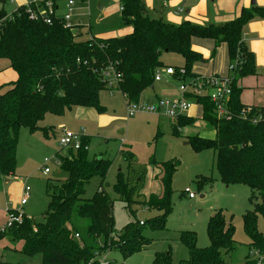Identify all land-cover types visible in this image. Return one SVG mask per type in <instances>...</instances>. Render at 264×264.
Returning a JSON list of instances; mask_svg holds the SVG:
<instances>
[{"label": "trees", "instance_id": "trees-1", "mask_svg": "<svg viewBox=\"0 0 264 264\" xmlns=\"http://www.w3.org/2000/svg\"><path fill=\"white\" fill-rule=\"evenodd\" d=\"M4 1L0 0V59L8 62L17 77L0 85L9 86L0 93V177L14 174L21 127L36 131L46 114L59 116L73 106L103 112L99 98L102 90L120 91L127 103H138L142 92L153 85L155 70L163 66L162 52L183 58L181 67H173L174 75L183 69V79L195 77L192 66L204 59L192 48V38L211 39V56L225 43L228 66L234 65L227 74L231 80L229 118L217 117L209 98L198 97L200 118L210 123L215 133L213 138L195 135L190 140L196 151L214 152V167L222 183L249 188L248 199L253 208L242 215L243 231L250 248L264 251V235L257 228L258 214L264 220V119L252 122L264 106L243 104L242 87L238 84L240 79L256 74L254 53L245 44L243 35L250 20L264 17V6L242 7L238 16L221 24L200 25L190 21L175 24L149 16L143 0H120L121 21L132 31L122 36L88 34L82 38L81 24L65 28L57 16L46 24L24 13L18 15L17 11L8 15ZM45 1L41 0L37 6H44ZM108 70L118 77L112 89H106ZM246 110L244 118L241 114ZM194 119L179 116L171 124L172 133L178 134L180 127L192 125ZM88 143L89 137L83 136L79 149L69 148L67 155L60 157L59 169L66 173V178L56 185L47 183L49 202L44 220L34 222L24 218L21 224L0 233L21 241V253L28 257L39 255L40 264H98L97 257L110 250H118L126 259L150 243L143 229H164L165 217L172 211L171 178L177 160L160 165L162 194L148 200L149 207L159 214L145 221L133 219L115 233L113 200L102 186L111 161L101 156L90 158L84 149ZM132 157L131 152H126V160L131 161ZM93 177L100 178L99 187L86 197V184ZM140 179L139 175L130 179L117 172L111 187L130 210L141 189ZM211 183V176H199L197 187L201 189ZM83 220L86 224L81 227ZM206 232L209 240L206 247L196 245L195 232L180 233L179 240L188 250L187 259L174 262L167 250L155 252L151 264H228L223 256L235 248L234 227L220 210L208 219ZM244 264L254 263L246 257Z\"/></svg>", "mask_w": 264, "mask_h": 264}, {"label": "rangeland", "instance_id": "rangeland-1", "mask_svg": "<svg viewBox=\"0 0 264 264\" xmlns=\"http://www.w3.org/2000/svg\"><path fill=\"white\" fill-rule=\"evenodd\" d=\"M219 7L224 13H229L234 4L230 0H219ZM218 0L210 1L214 6ZM99 5L104 7L99 9ZM120 0H77L74 5V15L81 20L82 38L88 35L87 26L90 23L95 34L118 33L124 25L120 19ZM159 6V4H158ZM149 15L156 16L153 10ZM246 30V27L244 31ZM163 65L182 66L183 58L176 53L162 52L160 56ZM264 71V67L262 68ZM9 64L0 59V75L8 74ZM9 86L0 87V93ZM170 92L163 93L162 89ZM107 89V88H106ZM174 87L163 82L155 83L153 89H145L138 104L154 103L156 96H174ZM251 90L243 88L240 96L243 100L250 99ZM103 112L93 107L73 106L59 116L46 114L38 123L39 129L31 132L21 127L18 133L16 148V166L14 174L0 177V229L7 221V209L21 210L34 222H42L49 197L46 185L50 182L56 185L66 178L64 171L58 172L61 156H66L69 148L59 145L62 128L81 132L87 137L88 156L103 157L111 161L102 186L113 200L112 215L114 230L118 233L125 224L133 219L148 220L159 212L149 207L152 196L159 197L163 188L160 181V165L166 161L177 160L178 165L171 178L172 211L165 217V228L151 230L143 229V234L150 243L140 251L123 259L118 250L106 252V258L113 264H151L155 252L169 250L172 261L178 262L188 258V250L179 236L181 232L193 231L196 235V245L206 247L209 244L206 228L210 216L220 210L225 220L234 227L233 238L235 248L224 254L228 264H244L249 256V239L243 231L242 215L253 208L249 202L250 190L246 185L222 183L214 167L215 154L211 149L196 151L190 138L198 135L204 138L214 137V127L200 118L201 107L196 105L188 110L195 119L192 125L180 127L178 134L172 133L174 120L152 112L138 111L129 116L127 102L120 91L102 90L99 94ZM44 129L45 131H42ZM126 152H131V161L126 158ZM44 159H47L44 162ZM49 172L44 174L43 168ZM117 172L127 178L141 176V189L136 203L131 210L118 199L113 192ZM199 176H211L212 183L197 187ZM138 179V177H137ZM100 178L93 177L86 184L85 196H91L99 187ZM23 186L30 188L27 203L20 205ZM189 188L194 192L193 199L183 192ZM137 196V195H136ZM136 198V197H135ZM144 201V203H143ZM134 212V216L132 214ZM81 221V227L85 226ZM257 228L264 235V220L257 216ZM3 234V232H1ZM21 241H13L9 236H0V264H39L40 256L28 257L21 253Z\"/></svg>", "mask_w": 264, "mask_h": 264}, {"label": "crops", "instance_id": "crops-1", "mask_svg": "<svg viewBox=\"0 0 264 264\" xmlns=\"http://www.w3.org/2000/svg\"><path fill=\"white\" fill-rule=\"evenodd\" d=\"M31 1L40 2L41 0H5L3 2V8L5 9L6 13L9 15L17 8L25 6ZM210 1H215V0H165V1L143 0L147 13L149 10L150 11L153 10L155 12L156 16H152L153 18H160L175 24L181 23L183 21H190L192 23H196L200 25L221 24L238 16V14L240 13V9L242 7L249 8L252 5L251 4L252 0H230L234 2L236 5V11L233 14L234 4L230 7L229 13H224L222 9L219 7L220 5L219 0H218L219 3L214 6L210 5ZM1 5L2 4L0 3V6ZM64 5H65V0H55L56 12L58 14H61L63 12L65 7ZM254 5L264 6V0H254ZM103 7H104L103 5H99V9ZM119 17L121 19V16ZM74 19H76L77 23L80 22V24L83 26L81 20H79L76 16H74ZM245 27L246 30L244 31L243 39L247 47L254 53L256 74L244 77L238 81V84L240 87H242V89L249 88L251 90L250 99H248V101H245L240 96V101L245 105H255L258 107H263L264 106V71L262 68L264 67V17L253 18L245 25ZM87 31L88 34L95 35L98 37H111V36H122L128 34L132 31V28L128 25H122L121 29L119 28V31L116 34L114 33L95 34L91 29V24L89 23L87 26ZM191 46L194 50L200 52L204 59L203 61L195 62L192 66V72L195 73L196 76L210 75V74H214L218 76H226L228 74L229 60H228L227 48L225 43H221L217 47L214 56H211V51L213 48V40L211 39L192 38ZM168 66L171 65H163L162 67H168ZM171 67H175V66H171ZM176 67H181V66H176ZM16 77H17L16 73L9 67L8 74L6 73L5 76L0 75V85L12 82L16 79ZM160 82H163V84H166L170 88L174 87V91L172 93L174 95L177 94L178 82L174 75L169 76L166 75L165 73H162L161 80L154 81L150 89H153L155 87V83H160ZM162 92L166 93L170 91L169 89L164 88L162 89ZM159 97L160 96H156V99ZM196 105L198 104H195L193 107H195ZM188 115L192 116L189 113ZM84 136L87 135L84 134ZM58 172H61L60 169H58ZM6 181L7 179L5 178L4 182Z\"/></svg>", "mask_w": 264, "mask_h": 264}, {"label": "built area", "instance_id": "built-area-1", "mask_svg": "<svg viewBox=\"0 0 264 264\" xmlns=\"http://www.w3.org/2000/svg\"><path fill=\"white\" fill-rule=\"evenodd\" d=\"M76 0H65V7L61 14L56 12L55 3L51 0L44 2V6H37L39 2L31 1L26 4L23 8H17V14L22 13L27 14L30 19H41L46 24L52 23V18L57 16L61 19L63 27L72 28L75 25H79L74 19V5ZM32 4L37 8L33 9ZM228 69L232 71L234 65L230 64ZM162 73L166 75L173 76L175 70L173 67H159L154 72V81L161 80ZM178 75H174L178 85L177 94L174 96H163L157 98L154 103H127V114L131 116L138 111L152 112L161 116H165L169 119L175 120L179 116L187 115V112L191 107L197 104L198 97H208L209 100L214 105V111L216 116L221 118H229V112L227 108V101L231 92L230 89V78L226 76H218L214 74L201 75L191 78H182L183 69H178ZM106 76V87L107 89H112L117 83V74H112L109 70L105 72ZM111 91V90H110ZM246 111H242V117H246ZM259 119H264V110L258 112L252 122L256 123ZM84 136L81 132H74L62 128L61 136L59 138V145L64 148H72L77 150L81 147V139ZM84 149L88 150V145L84 146ZM47 159H44L46 162ZM49 169L47 167L43 168V173H48ZM30 188L28 186H23L21 191L20 205H24L29 197ZM189 198L195 197L194 192L189 188L183 190ZM31 219L29 216L21 210L7 209V221L5 226L0 229L1 232H5L14 224H21L23 219ZM77 237L78 235L75 234ZM106 252L97 257L98 264H113L112 261L106 258ZM248 258L253 261L254 264H264V251L256 248H250ZM90 264V263H89Z\"/></svg>", "mask_w": 264, "mask_h": 264}, {"label": "water", "instance_id": "water-1", "mask_svg": "<svg viewBox=\"0 0 264 264\" xmlns=\"http://www.w3.org/2000/svg\"><path fill=\"white\" fill-rule=\"evenodd\" d=\"M251 4L254 5V0H252ZM78 24H80V22H78Z\"/></svg>", "mask_w": 264, "mask_h": 264}]
</instances>
